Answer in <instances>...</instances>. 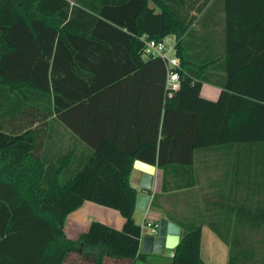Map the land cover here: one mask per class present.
Wrapping results in <instances>:
<instances>
[{
    "label": "trees",
    "instance_id": "obj_1",
    "mask_svg": "<svg viewBox=\"0 0 264 264\" xmlns=\"http://www.w3.org/2000/svg\"><path fill=\"white\" fill-rule=\"evenodd\" d=\"M168 35L180 59L170 97L163 60L143 56L144 38ZM228 144L259 149L251 168L264 178V0H0V264L143 260L134 162L162 170L159 207L196 149ZM257 194L223 208L234 224L211 225L227 264H264ZM84 201L119 211L122 228L92 221L68 239L65 218ZM166 218L181 228L172 264H204L200 219Z\"/></svg>",
    "mask_w": 264,
    "mask_h": 264
},
{
    "label": "crops",
    "instance_id": "obj_2",
    "mask_svg": "<svg viewBox=\"0 0 264 264\" xmlns=\"http://www.w3.org/2000/svg\"><path fill=\"white\" fill-rule=\"evenodd\" d=\"M219 93L220 88L218 86L210 83L202 84L200 93L202 97L216 100ZM255 148V146L247 144H228L196 149L194 151L191 173L183 174L178 178L176 183L179 188L170 189L168 192L163 193L160 197L159 207L152 206V200L154 194L161 193L163 174L162 170L155 166L153 191L150 193L149 205L146 211L135 207L133 213L134 221L141 225V236L151 233L150 227L146 225V222H158L161 217L166 218V214L180 219L184 217V213L186 214L185 216L194 214L200 219L202 231L208 229L215 243L218 242L220 239L211 231V225L216 228H222L223 223L232 225L236 217L235 211L229 214L223 208L233 207L234 199L237 198L249 199L252 196L263 195L257 194V192H264V178L255 177L256 171L251 168L255 161L261 157L259 149ZM141 175V169L133 166L130 174V183L136 188L137 193L139 189L136 185ZM173 184L172 180L169 181V186L173 187ZM92 221H99L117 230H120L124 224V218L119 211L91 201H84L78 209L67 215L63 225V232L68 239L77 240L88 230ZM237 222L241 221L238 220ZM243 223H246V225L242 226L243 229L250 227L249 219L247 222L243 220ZM207 235L210 237L209 233ZM216 245L219 246V243H216ZM139 252L143 253L140 250V245ZM203 252V237H201V257L204 264H206L203 259ZM143 254L145 258L142 261L145 263L150 264L154 257H158L161 258L160 260H162L163 264H172L170 257L154 253ZM211 256L210 254V259L212 260ZM137 261L135 264H137Z\"/></svg>",
    "mask_w": 264,
    "mask_h": 264
},
{
    "label": "water",
    "instance_id": "obj_3",
    "mask_svg": "<svg viewBox=\"0 0 264 264\" xmlns=\"http://www.w3.org/2000/svg\"><path fill=\"white\" fill-rule=\"evenodd\" d=\"M134 167L141 169L142 175L138 182L139 192L135 207L146 211L153 191L155 166L136 160ZM181 228L178 224L161 217L156 233H146L141 236L140 250L143 253H154L172 258L180 241Z\"/></svg>",
    "mask_w": 264,
    "mask_h": 264
},
{
    "label": "built area",
    "instance_id": "obj_4",
    "mask_svg": "<svg viewBox=\"0 0 264 264\" xmlns=\"http://www.w3.org/2000/svg\"><path fill=\"white\" fill-rule=\"evenodd\" d=\"M177 37L175 35H168L162 40L145 39L143 56L145 58L159 57L163 60L166 69L165 88L166 93L170 97L180 87V79L178 68L180 66V59L176 55ZM150 227L151 233H156L158 229V222H146Z\"/></svg>",
    "mask_w": 264,
    "mask_h": 264
},
{
    "label": "rangeland",
    "instance_id": "obj_5",
    "mask_svg": "<svg viewBox=\"0 0 264 264\" xmlns=\"http://www.w3.org/2000/svg\"><path fill=\"white\" fill-rule=\"evenodd\" d=\"M205 86V85H204ZM206 87V86H205ZM138 188V184L136 185ZM184 217L186 214H184ZM178 217V216H177ZM207 233L210 234V237H208ZM244 233H247V230L245 229ZM262 236V233H250L248 237L252 241H258ZM202 237H203V259L205 260L206 264H227V257H228V246L227 244L222 241L218 240L219 246L216 245L214 238H212V234L208 229H204L202 231ZM213 241V242H212ZM210 254L212 255V260L210 259ZM161 258L154 257L153 260H151L150 264H163ZM137 264H149L145 263L142 260H138Z\"/></svg>",
    "mask_w": 264,
    "mask_h": 264
}]
</instances>
